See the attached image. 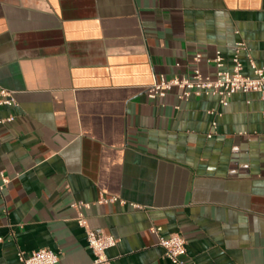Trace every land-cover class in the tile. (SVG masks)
I'll return each instance as SVG.
<instances>
[{"label":"crops","instance_id":"crops-1","mask_svg":"<svg viewBox=\"0 0 264 264\" xmlns=\"http://www.w3.org/2000/svg\"><path fill=\"white\" fill-rule=\"evenodd\" d=\"M238 43L243 74L264 68V0H0V264L42 247L90 264L72 201L117 239L111 264H172L151 227L194 264H264V99L146 94L213 76L215 51L230 69Z\"/></svg>","mask_w":264,"mask_h":264},{"label":"built area","instance_id":"built-area-1","mask_svg":"<svg viewBox=\"0 0 264 264\" xmlns=\"http://www.w3.org/2000/svg\"><path fill=\"white\" fill-rule=\"evenodd\" d=\"M242 45V43L237 44L236 50L231 56L232 67L230 69L223 68L224 57L219 51H215L213 58L206 59L207 62L215 66L213 76L204 75L198 67H195L189 75L173 76L171 78L161 75L146 87L147 96L150 99L163 97L171 88L177 87L180 90V98H187L191 94L213 95L217 97L218 103L222 106H226L230 97L237 92H257L264 99V68L258 67L248 55L246 57L247 65L252 74L242 73L243 63L238 55L239 46ZM193 59L198 62L201 59V55L196 53ZM15 105L16 101L13 91L0 86V108H10ZM209 112L213 113V111ZM12 119V114L7 116L0 114V124L9 122ZM211 125L215 128L216 121L212 120ZM207 136L210 137L211 133H208ZM9 182L10 177L0 168V194ZM108 200L115 201L116 197H101L98 201L104 202ZM70 206L75 210V222L85 229L87 246L93 254L90 264H111L106 250L114 246L117 239L102 229L88 227L85 214L82 211L83 208L87 207V203L72 201ZM150 230L157 234L158 244L163 248V256L172 264H194L186 259V241L180 232L161 235L159 234L160 227H151ZM17 256L21 264H56L59 259L58 253L47 247L33 250L27 254L19 251Z\"/></svg>","mask_w":264,"mask_h":264}]
</instances>
